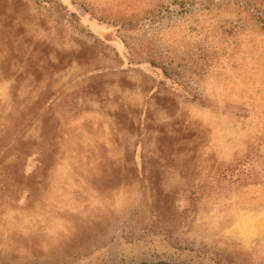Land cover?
I'll list each match as a JSON object with an SVG mask.
<instances>
[{"label": "rangeland", "instance_id": "rangeland-1", "mask_svg": "<svg viewBox=\"0 0 264 264\" xmlns=\"http://www.w3.org/2000/svg\"><path fill=\"white\" fill-rule=\"evenodd\" d=\"M235 3L0 0V264H264V31L226 36Z\"/></svg>", "mask_w": 264, "mask_h": 264}, {"label": "trees", "instance_id": "trees-1", "mask_svg": "<svg viewBox=\"0 0 264 264\" xmlns=\"http://www.w3.org/2000/svg\"><path fill=\"white\" fill-rule=\"evenodd\" d=\"M235 5L237 20L223 26L222 31L226 36L244 31L246 22L251 23L258 30L264 31V11L257 6L256 1L236 0Z\"/></svg>", "mask_w": 264, "mask_h": 264}]
</instances>
